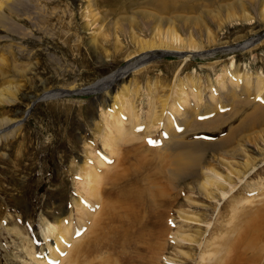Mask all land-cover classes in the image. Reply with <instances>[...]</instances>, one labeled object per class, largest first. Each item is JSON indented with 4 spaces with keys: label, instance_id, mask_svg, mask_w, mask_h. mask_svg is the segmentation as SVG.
<instances>
[{
    "label": "rangeland",
    "instance_id": "374dc122",
    "mask_svg": "<svg viewBox=\"0 0 264 264\" xmlns=\"http://www.w3.org/2000/svg\"><path fill=\"white\" fill-rule=\"evenodd\" d=\"M129 1L0 0V125L12 120L9 129L20 127L0 142V264H199V245L185 238L192 237L199 243L204 236L209 238L213 230L207 232L206 223L213 226L221 216L228 229L231 216L245 207L250 218H243L250 221L254 217L250 226L262 229L264 123L236 137L234 146L243 151L242 156L220 153L214 158L209 152L202 158L236 185L237 191L227 200L217 194V200L211 201L194 179L171 181L168 175L172 168L163 171L159 158L173 154L169 149L162 150L178 141L216 144L228 134V122L239 124L258 105L264 108V95L261 100L244 94L242 80L238 95L232 98L230 92L233 77L238 74L241 79L249 75L252 85L260 77L264 80V3L254 0L243 3L248 7L242 9V3L231 0L241 5L235 10L228 9L230 1L199 0L206 17L200 16V10L161 14L171 19L167 21L174 23L185 43L192 41L201 47L184 61L186 53L141 50L140 42L156 37L140 13H160L144 3L146 0ZM179 14L200 16L199 28L175 21L173 16ZM134 18L136 22L130 20ZM145 56L150 59L142 61ZM126 69L130 73L121 83L105 87ZM62 92L66 95L45 100L48 94ZM4 96L11 101L3 102ZM210 101L222 107L215 116L208 111ZM248 102L249 108H241V103ZM179 103L182 107L174 113L172 125L174 134L180 137L174 138L165 129L164 117ZM166 104L169 108L164 111ZM121 105L125 109L133 107L141 125L135 129L138 136H125L119 149L124 152L125 147L137 144L139 140L131 138L135 135L157 151L139 149L142 158L154 160L155 165V171L141 175V184L142 188L145 183L155 185L161 195L149 213L146 209L141 212L142 206L132 213L122 198L102 196V204L91 219L85 217L81 223L78 204L88 209L93 203L82 191V175L97 164L96 158L109 157L103 137L120 116ZM197 109L201 112V117L195 118L199 124L212 123L217 117L228 122L219 131L194 130L183 124L190 120L184 115ZM125 116L121 121L130 129L132 120ZM2 130L0 134L8 132ZM129 157V163L121 166L131 163L134 167L137 155ZM113 162L109 169L114 167ZM236 171L245 175L242 180ZM103 199L109 203H103ZM164 201H168L167 207L161 205ZM134 214L139 217L135 226L131 224ZM69 221L68 239L58 260H52L44 237L46 224ZM261 233L264 237V229ZM48 243L55 246L50 238ZM189 247H195V251Z\"/></svg>",
    "mask_w": 264,
    "mask_h": 264
},
{
    "label": "bare ground",
    "instance_id": "6f19581e",
    "mask_svg": "<svg viewBox=\"0 0 264 264\" xmlns=\"http://www.w3.org/2000/svg\"><path fill=\"white\" fill-rule=\"evenodd\" d=\"M210 1H211V3H214V2L221 3V2H229V1L231 2V0H205L204 3H206V2L210 3ZM238 1L235 3H239V4L242 3L241 4V5H243L241 7L242 9H244V7L246 6V4H243V3H249L250 4V3L254 2V0H238ZM259 1H262V3H264V0H259ZM129 2L130 3H139V0H130ZM144 3L148 4L149 6H152V8H155L160 13V15L155 14V12H154V14L151 12L150 13L149 12H141L140 13V14H142L141 15L142 20L145 19V20L149 21V23L147 24V25H149L148 28L150 27L151 29H153V31H154L153 35L156 37V38L154 37L155 39L153 41H148L146 43H144V42L141 43L139 41L140 42L139 44H141L140 45L141 50L142 51L143 50L149 51V50H154V49L158 50L159 49V50H163V51H173V52H179V53H186V55H184L185 56L184 61H188V59H189L188 57L193 55L192 51L198 50L201 47L198 44L197 45L194 44L192 41H190V42L188 41L187 43H185L184 40H182L181 36L177 33V30L174 28V26H175L174 23L167 21V20L170 21L171 19H166L163 16H161V14L170 13L172 15H175V13H180V12L186 14V13H190V11L197 13L200 10L199 0H146V2H144ZM202 5H203V3H202ZM222 5H224V4H222ZM241 5H239V6H241ZM239 6L232 3V5L230 4V6L228 7V9H235L236 10L237 8H239ZM224 7H225V5H224ZM246 7H248V6H246ZM223 11H224V9H223ZM240 11H242V10H240ZM199 14H200V16H202V14L205 17L208 16L206 12H203V9H201L199 11ZM173 17L175 18V21L177 20L178 22H182L184 26H188L189 23L191 25H193V27L195 29H198L200 26V23H199L200 18L199 17L198 18L188 17V16L186 17L183 14H179V15H176ZM137 18H138V16H137ZM130 20H133V22L134 21L136 22L135 18L130 19ZM157 21H158V24H157ZM139 24H140V22H139ZM138 25L134 24V26H136V27H139ZM181 26H182V24H181ZM7 29H9V28H7ZM186 56H188V57H186ZM148 59H150V58L148 56H145L141 60L146 61ZM231 68H233V65ZM129 73H130V69H126L123 73H120V74L116 75L113 79H110L109 82H107V84L105 85V87L112 88L115 85H118L119 83H121L126 78V75H128ZM227 75H228L227 73L224 74L222 76L223 78H221V79L226 78L225 76H227ZM241 78H242L241 74H238L237 76L233 77V80L231 82V89H230L232 98L235 97L236 95H238L237 92H238V89L240 87L241 80H242V85L245 86V88L243 89V93L246 94L247 96L254 95V98H258V99L260 98L262 100L263 99L262 96L264 95V80L261 77L260 78L256 77V78H258L256 81V84L252 85L253 83H252L249 75H245L243 79H241ZM9 91H12V90H9ZM56 93L48 94L45 96L46 99L45 98L44 99L45 100L57 99L59 96L66 95V93H64V92L58 93V94H56ZM1 97H3V96H1ZM4 97L5 98L1 99V100H3V102L8 103L9 101H11L9 99L10 97L9 98H8V96H7V98H6V96H4ZM181 101L182 100H178V102H181ZM231 101H232V99H231ZM213 103H214L213 101H210L209 106H208V111H210L215 116L216 114H218L221 111L222 107L219 105H213ZM249 103H251V102H248L246 104L241 103L240 106H241V108H249V105H250ZM262 103L264 104V99L262 100ZM179 104H181V105H178L179 107L176 106L177 108H174V106H171L170 107L171 111L168 114H166V117H164V120H166L165 129H166V131H168V133L172 132L173 133L172 136L174 138L180 137V136H177L176 134H174L175 133L174 132V126L172 125L174 122V118H175L174 113L178 112L179 109H181V107H182V103H179ZM120 108H122L120 111V113H121L120 116H118V118L114 119L113 126L109 127V131L103 137L104 142H105L104 148L108 152L109 157L104 158L103 160H99L98 158H96L97 164H95L92 169L86 170V172L83 173V175H82V182L81 183H82V185H84L82 191H84L87 194L85 198H88L93 203H91V206L89 205L88 209L85 208L83 203L80 202L78 204L79 210L77 211V213L82 214V216L80 218L81 223L85 221V217H88L89 219H91V217L94 215L93 211L95 209H98L100 203L102 204V202H101L102 196L103 197L108 196V197H111V198L116 199V200L122 198L124 200L125 205L130 207V210L132 211V213H135L134 211H136L141 206H142L140 208L141 212H142V209H146L147 213H149L151 211V209L154 208L155 205H157L154 202L156 200L158 201V196L161 195V193L159 191L155 190V185L152 184V186H150L149 184L145 183L146 187L142 188V184H141L142 176L145 175V173L147 174L148 172L152 173V170H154L155 165H154V160L148 161L147 159H150V158H147L145 160L144 158H142L143 155L140 153L143 151L142 150L143 148H145L147 150V152H149V153H151V152L154 153L157 151H155L153 148H148L147 145L144 144V142L142 141L141 137L138 138L135 136L137 134L135 129L137 128L138 125H141V123L139 120V116H137L136 114L133 115L134 108L132 107L130 109H125L126 107L124 106V108H123L122 105ZM168 108H169V105L166 104L164 111L167 110ZM253 110L254 111H252V113L250 115H247V117H245L241 122H239V124L233 125L227 121L229 123V125L226 126V127H228V134L226 135V137L224 139H222L220 142H218L216 144L215 143L214 144H206L203 142L186 143L185 141L184 142L178 141L177 143H175L172 146L169 145L168 147L163 148V150L161 149L162 151H167L169 149L170 151L174 152L173 154H164L163 158H159L161 160V163H163V165L165 167V169L162 168V170L166 171V169H167V172H169L168 169H170V167L172 168L169 172L170 175H168V178L171 181L173 180V182L179 181V180L184 181L187 179L188 180L194 179V182L195 181L198 182L197 185L199 187H201L206 192V195H208V198L211 201L217 200L216 199L217 194H219V196H221V198L223 200H227L232 194H234L237 191L236 185L233 184V181L230 178H225L219 172V169L217 167L212 166L211 164L207 163L206 161L204 162L202 160V158H204L205 154L207 155V153H209V152L213 153L214 158H217L218 157L217 155L220 153H221L220 155L226 154V156H230V157H238L239 155L243 154L242 150H240L238 147L234 146L235 143H238L236 137L238 135L239 136L243 135V133L247 132L250 128L264 123V108L262 106L260 107V105H258ZM200 113H201L200 109H197V110L191 112L190 114H185L184 115L185 118H188L190 120L184 121L183 124H188L190 127L192 126L191 128H194V130L197 129V130H206L208 132L209 131L214 132V131H219L220 129H222L223 128L222 126H225L227 123L226 121L222 120L221 118L217 117L218 118L217 119L215 117L216 119L214 118L215 120H213L212 123L199 124V122H197L195 120V118L199 117V116L201 117ZM125 114L129 120H132L130 122L131 123L130 129H127L125 127L126 123L124 124L121 121L122 116ZM125 117H123V118L125 119ZM108 120H109V118H108ZM13 123H14V121H12V120L11 121L5 120V122H2V125H0V130H2V128H4V130L5 131L7 130L8 132L4 131L5 133L0 134V142H2L5 139H9L13 135V133L17 132L20 129L19 126L14 127L12 129H9L11 127V125H13ZM130 123H128V124H130ZM184 126H186V125H184ZM150 127H153V126H149V128ZM113 132H115V133H113ZM131 133L135 134V135H133L134 137H131V138L135 141L139 140L138 143H140V144L137 143V144L129 145V147H125L124 152H122L121 148L119 149V147H120L119 142L123 141L125 139V136H127L129 134L131 135ZM137 136H138V134H137ZM243 139L245 140L244 137H243ZM130 141L131 140H129L127 142H129L131 144ZM135 141H133V142L135 143ZM240 141H241V139H240ZM168 143H171V142H168ZM240 144H241V142H240ZM116 145H118V146L115 147ZM140 148L142 151L139 150ZM132 153L137 155V158H136L137 163L134 164V167L130 163V164H127L125 166L123 165L124 167L127 166L126 168L120 169V167L123 168V166H121L122 164H126V162H128V160L130 159L129 155ZM126 159H127V161H126ZM221 159H223V158H221ZM112 161H114L113 162L114 167L112 169H109ZM133 163H134V161H133ZM250 170L251 169H248V172ZM152 175H154V174H152ZM236 175H237L238 179H240V180H242V177L245 176L241 172H237V171H236ZM104 201L105 200L103 199V203H104ZM106 202H107V204L109 203L108 201H105V204H106ZM167 202L168 201H164V202H162L163 204H161V205L163 207H167L168 206ZM247 203H248V201H247ZM92 205L95 206L94 209H92ZM109 205H108V207H109ZM108 207L106 205V209ZM104 208H105V206H104ZM244 210H245V207L243 208V211H241L240 213L235 212L231 216V218L228 221V225H229L228 229L225 228V226L220 221L223 218L221 216H219V218L216 221V224H214L213 226L211 223H206L205 228H206L207 232L211 233L212 230H213V232L211 233L209 238L207 236H204L201 243H199V241L197 239H194L192 237L185 238L187 241H190V243H196L199 245V248L201 249V258H200L199 264H264V258H263L264 257V241L263 242L261 241V240H264L263 239L264 237L261 233L262 230L264 229V223L262 224V229H260L259 227L250 226L251 219H253L254 217H252L249 221V219H248V218H250V216L248 215L249 213L247 212V214H246V212ZM103 211H105V210L103 209ZM250 214L253 215L252 213H250ZM109 215H111V214H109ZM246 215H248V218H243V217H247ZM72 216L73 215L71 214L70 218ZM256 216H258V215H256ZM148 219L151 220V217ZM246 219H248V221L244 222ZM138 220H139L138 215H135L133 222L131 221V224L134 226L137 225L139 223ZM242 220H244V221H242ZM263 221H264V218H263ZM243 222L245 224H242ZM149 223H152V222H149ZM65 224L66 223L62 224L61 222L58 223L57 225L47 223L46 229H44V237L47 241L46 244L48 247V254L50 255L49 258H51L52 260H55V261L58 260V254L62 251L63 243L67 241L69 230L71 228V222L70 221L68 224H66V226H64ZM204 233L205 232H203L202 230L199 232V234L201 236H203ZM252 233L254 234V236L251 235ZM260 233L262 236L260 235ZM49 238L55 242L54 247H50V245L48 243ZM185 239H183V240L185 241ZM123 244H124V242H123ZM189 249L193 252L195 251V247H189ZM85 252L86 251H84V254H85ZM87 253H86V255H87ZM245 255H248V256L246 257ZM42 264H45V263H42Z\"/></svg>",
    "mask_w": 264,
    "mask_h": 264
},
{
    "label": "water",
    "instance_id": "95a60500",
    "mask_svg": "<svg viewBox=\"0 0 264 264\" xmlns=\"http://www.w3.org/2000/svg\"><path fill=\"white\" fill-rule=\"evenodd\" d=\"M29 113H30V111H28V113L26 114V118L28 117ZM26 118H25V119H26Z\"/></svg>",
    "mask_w": 264,
    "mask_h": 264
}]
</instances>
